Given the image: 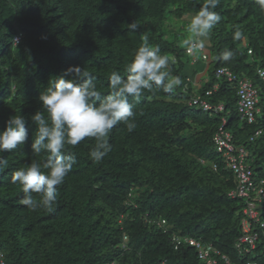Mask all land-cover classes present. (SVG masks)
Returning <instances> with one entry per match:
<instances>
[{"label": "trees", "instance_id": "1", "mask_svg": "<svg viewBox=\"0 0 264 264\" xmlns=\"http://www.w3.org/2000/svg\"><path fill=\"white\" fill-rule=\"evenodd\" d=\"M202 3L0 0V130L12 115H23L29 131L24 145L3 153L9 161L0 173L4 264H205L195 248L182 244L175 249L172 234L211 244L236 264H264V235L250 254L239 255L234 248L244 199L228 196L236 177L213 141L224 120L233 146L243 147L253 161L252 180H264V82L257 74L264 71V11L256 0H220L215 11L221 21L203 51L190 56L182 41ZM136 20L140 29L132 32L127 26ZM237 29L243 33L240 40L234 38ZM144 35L169 57L170 71L181 84L172 93L146 91L138 104L130 97L137 126L131 132L123 123L112 129V151L102 162L90 159L93 138L68 146L77 163L58 186L53 210L29 211L11 175L46 158L31 151L36 126L30 116L41 110L40 92L50 78L79 66L95 78L98 91L108 94L109 75L126 76L124 68ZM226 50L234 57L223 62L218 57ZM206 63L211 69L204 82L199 76ZM220 68L258 87L260 113L254 122L240 119L237 85L216 78ZM196 98L223 110L191 105ZM258 129L262 134L251 141Z\"/></svg>", "mask_w": 264, "mask_h": 264}, {"label": "clouds", "instance_id": "2", "mask_svg": "<svg viewBox=\"0 0 264 264\" xmlns=\"http://www.w3.org/2000/svg\"><path fill=\"white\" fill-rule=\"evenodd\" d=\"M256 3L264 11V0H256ZM219 4L220 0H203L192 15L186 27L187 36L182 41L188 55L194 56L197 51H203L204 40L221 21L220 14L215 11ZM127 27L137 32L140 24L136 20ZM242 37L243 33L235 30L234 38L240 40ZM15 38L19 39L18 42ZM20 39L21 34L16 35L13 44L17 45ZM248 54L251 52L248 51ZM233 57L234 52L226 50L220 53L218 59L228 62ZM124 72L126 76L117 71L111 72L108 77L111 90L105 95L97 90L95 78L90 73L79 66H70L64 75L50 78L48 86L40 92L41 110L30 116L36 126L31 151L46 158L43 161L32 160L11 175V182L18 184L23 193L20 203L29 211L53 210L58 186L64 183L77 163L75 153L68 146L75 147L86 138H93L95 146L89 152L90 159L97 164L102 162L112 151L108 140L112 129L121 123L129 132L136 128L134 107L146 91L155 88L172 93L181 84L180 77L170 71L169 57L161 54L158 45H151L147 35L133 50ZM130 97L135 104L129 101ZM27 124L25 116L12 115L4 129L0 130V173L9 167L3 153L11 152L28 141Z\"/></svg>", "mask_w": 264, "mask_h": 264}, {"label": "built area", "instance_id": "3", "mask_svg": "<svg viewBox=\"0 0 264 264\" xmlns=\"http://www.w3.org/2000/svg\"><path fill=\"white\" fill-rule=\"evenodd\" d=\"M18 42V38H15ZM258 76L264 82V72L258 70ZM216 78H223L228 82H235L237 85L236 95L238 98V112L240 119L247 123L255 121V115L260 113L259 104L260 96L255 87L248 81L237 80V78L227 69L220 68L216 70ZM216 86H214V89ZM207 92L206 95H210ZM191 105H198L203 110H212L214 113L223 110L222 105L211 106L205 100L196 98L191 101ZM225 121L222 120L216 134L213 137L215 149L226 159V165L229 167L236 177V187L228 192V196L232 199H244V207L241 210L242 218L240 221L241 234L234 242V248L239 255L250 254L255 250L259 241L260 234L264 235V216L261 210L264 211V180L258 179L255 183L252 180L251 164L252 159L247 160V153L243 147L236 148L232 144V136L230 133L223 130ZM262 129H258L253 136L252 141L256 136L262 134ZM164 225V221L161 222ZM171 242L175 249L182 244H186L196 249L199 260L205 264H236L230 259L216 251L211 244H204L190 238H183L177 234H172ZM217 256V257H214ZM219 259V260H218ZM0 264L3 263V254L0 253ZM107 264H115L113 262ZM160 264H165V261ZM244 264H258L256 261L249 260Z\"/></svg>", "mask_w": 264, "mask_h": 264}, {"label": "rangeland", "instance_id": "4", "mask_svg": "<svg viewBox=\"0 0 264 264\" xmlns=\"http://www.w3.org/2000/svg\"><path fill=\"white\" fill-rule=\"evenodd\" d=\"M184 35H185V38H186L187 33L184 34ZM207 42H208V38H206V39L204 40V45H206ZM210 69H211V66H210L208 63H206V66H205L203 72L200 73L201 75L199 74V75L201 76V78L203 79L204 82H205V80H207V77H208V71H209ZM192 87H193V88H196V87H198V86H197V84H195V85L192 86ZM256 88H258V87H256Z\"/></svg>", "mask_w": 264, "mask_h": 264}, {"label": "crops", "instance_id": "5", "mask_svg": "<svg viewBox=\"0 0 264 264\" xmlns=\"http://www.w3.org/2000/svg\"><path fill=\"white\" fill-rule=\"evenodd\" d=\"M199 78H201V76H199Z\"/></svg>", "mask_w": 264, "mask_h": 264}]
</instances>
